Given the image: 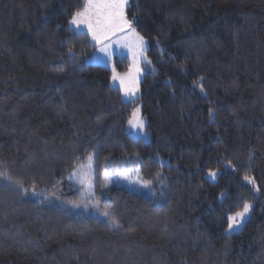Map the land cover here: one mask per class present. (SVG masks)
I'll use <instances>...</instances> for the list:
<instances>
[{"label":"trees","instance_id":"16d2710c","mask_svg":"<svg viewBox=\"0 0 264 264\" xmlns=\"http://www.w3.org/2000/svg\"><path fill=\"white\" fill-rule=\"evenodd\" d=\"M84 2L0 0V264H264V0H129L147 42L135 103L86 63L95 46L69 26ZM137 103L147 142L127 131ZM90 155L119 232L18 194L79 202L68 176ZM133 169L159 202L103 188V173Z\"/></svg>","mask_w":264,"mask_h":264},{"label":"snow or ice","instance_id":"6c2138e0","mask_svg":"<svg viewBox=\"0 0 264 264\" xmlns=\"http://www.w3.org/2000/svg\"><path fill=\"white\" fill-rule=\"evenodd\" d=\"M127 7V0H85L82 9L75 12L69 21L71 26H74L76 29H80L81 26H85L87 28V35H89L92 41L95 42V45H101L102 41H111L112 37L117 36L118 33H131L133 37H135L134 45H130L127 42L123 45L124 47H128L129 51L133 58V65H137L142 59H146L143 56V52L146 49V42L144 38L136 32V30L132 27V21L128 20L126 17L125 9ZM76 35L83 34L82 32H76ZM99 50L104 53V55L108 58H111L112 52L105 47H100ZM68 59L75 60V53L72 50H69ZM150 63V62H149ZM137 71L139 69L137 68ZM113 80H119L120 90L124 95L125 100L135 103V100L138 98L136 93L138 88L135 86V79L132 76V72L127 74V76H117L115 71L113 73ZM194 87H198L201 93H204L205 89L202 83V78L200 81H194ZM139 108H137L134 113V119H130L128 124L133 129L139 130V135L146 136L145 132V121L142 117L139 116ZM210 118L213 117L212 111H209ZM91 160V157L89 158ZM232 165L229 164V167ZM0 175H6L4 173H0ZM217 173L215 171H209L208 176L215 179ZM105 176L108 177V173H105ZM125 179L127 177H124ZM69 179L78 180L79 183L87 188L85 180L83 177L77 175V173H73ZM244 181L253 186L256 185V181L253 177L245 175L243 177ZM107 186V184L105 185ZM144 187H148L147 184ZM256 191L259 192V187H256ZM21 196H26L27 191H21L18 193ZM81 195L84 197L86 203H91L95 193L92 191L81 192ZM33 197H37L40 199L41 193H37L35 191L32 192ZM56 199H60L57 197ZM48 202V206H53L52 202L49 201V198L44 195L42 199H40V203ZM61 212L67 214L66 209L62 205H54ZM74 207H79V205H74ZM252 205L245 202L243 203V208L240 211L235 212L234 215L228 216V230L229 232L235 230L237 227H241L243 221L249 216ZM105 220L98 221L101 224L110 230L119 232L121 226L115 224L113 218H111L108 213L104 214Z\"/></svg>","mask_w":264,"mask_h":264},{"label":"rangeland","instance_id":"374dc122","mask_svg":"<svg viewBox=\"0 0 264 264\" xmlns=\"http://www.w3.org/2000/svg\"><path fill=\"white\" fill-rule=\"evenodd\" d=\"M128 5H129V0H127V7L125 9V13H126V10L128 8ZM126 17H127V15H126ZM69 26H70V29H72L76 32L85 33L87 35V28L85 26L82 25L80 29H76L74 26H71L70 24H69ZM87 36L89 37L90 41L94 44L95 51L93 52V54L88 59H86V63L92 64V65H99V66L105 67L108 70H110V72H111V74H110V85H111V87L116 88L120 91L122 100L124 102H129V101L125 100L124 95L120 90L119 80H113L112 77H113L114 71H115V74L117 76H127V74L131 70L132 76L135 79V86L138 88L136 96L139 98V82L141 81L142 76L144 74L143 66L148 64V61H147V58L145 55V51L147 49V42L145 41L146 42V49L143 52V56L146 59H142L137 65L134 66L133 65V58H132V55L129 51V48L123 46L126 42L130 45H134L135 37H133L131 33H127V35H125V33H118L117 36L112 37L111 41H102L101 45H95V42L92 41L91 37L89 35H87ZM100 47L108 48L112 52L111 58L106 57L104 55V53L99 50ZM115 56L118 58H125L128 60L129 65H128V68L125 72L120 73L114 69L113 58ZM137 68L139 69V71H137ZM138 98L135 100V102L138 100ZM137 108H139V110H140L139 103H137L133 107L131 115L129 117V120L134 119L133 113ZM139 116L143 118V116L141 114V110L139 111ZM144 121H145V119H144ZM145 124H146V121H145ZM127 131L136 139H140L144 142H147L149 140L147 133H146V136L139 135L138 134L139 130L131 128L128 123H127ZM90 157H91V160L89 159ZM215 172L218 175V172L217 171H215ZM73 173H77L78 176L83 177V179L85 180V183L87 185V188H85L84 185L79 183L78 180L69 179V177ZM93 173H94V166H93L92 156L90 155L69 174L68 179L74 185V187L76 188V190L78 191V193L80 194V197H81L80 201L76 202V203H67V202L62 201L61 199H56V197L47 195L44 190L18 189V191L21 192V191L26 190L27 195L24 196L25 198L35 200L39 204H41L45 207H50V206H48V202L40 203V199H42V197L44 195H46L49 198V201L52 202L53 206H51V207H55L54 205H62L66 209V212L68 214H71V215H74L77 217L91 218V219H94L96 221H103V220H105V216H104V214H102L99 211V206L95 202V199L93 198L91 203H86L84 197L81 195V192H85V194H86V192L89 190L94 192ZM105 173L102 174V178H101V181H102L101 184L103 185V188H105V189H107V188H119V189L125 190L129 193H132V194L140 195V196H143L145 198L154 199L155 201L162 199V195H161L160 199H158L159 197L156 196L157 193L155 191L156 188H155L154 184L151 182L143 180L136 169L119 171V172H114V173H108V177L105 176ZM217 175H216L215 179H213L212 177L208 176V172H207L206 173V179L209 182L213 183L216 181ZM124 177H127V178L125 179ZM106 184H107V186H105ZM145 184L148 185L147 188L144 187ZM33 191H35L37 193H41L40 199L32 196ZM74 205H79V207H74ZM55 208H57V207H55ZM250 212H251V210H250ZM231 215H234V214H231ZM249 216H250V213H249ZM249 216L243 221L241 227H237V228H235V230H233L231 232H229L228 227H227L226 233L232 234V233L239 232L242 229L245 221L249 218Z\"/></svg>","mask_w":264,"mask_h":264}]
</instances>
